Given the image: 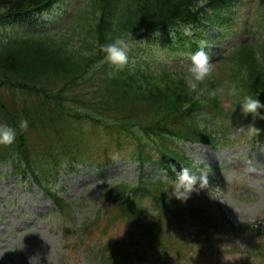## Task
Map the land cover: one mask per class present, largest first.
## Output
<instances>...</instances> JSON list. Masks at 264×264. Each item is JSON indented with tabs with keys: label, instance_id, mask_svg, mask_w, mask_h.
<instances>
[{
	"label": "trees",
	"instance_id": "obj_1",
	"mask_svg": "<svg viewBox=\"0 0 264 264\" xmlns=\"http://www.w3.org/2000/svg\"><path fill=\"white\" fill-rule=\"evenodd\" d=\"M60 1L0 0V121L17 131L14 144L0 145V164L11 162L7 175H19L53 198V230L62 231L65 247L78 248L83 260L71 262L67 256L57 264H174L185 252L229 237L233 232L217 219L211 202L194 199L193 193L186 201L176 198L172 181L112 182L93 205L84 196L66 201L50 184L78 165L103 169L117 159L138 161L141 169L152 163L175 179L179 163L191 167L193 162L180 142L233 145L246 134L231 136L232 124L254 123L260 132L250 138L264 133V118L245 116L228 96L195 97L181 74L182 62L205 40L206 24L223 29L234 14L252 9L242 33L234 34V46L215 54L206 45L217 62L209 84L239 81L246 93L264 101V0H71L58 29L3 32L7 18L43 14ZM189 23L192 33L184 34ZM126 31L137 39L128 63L94 68L104 55L99 44L109 33ZM225 34L219 30L215 38ZM24 118L26 130L19 127ZM145 176L143 170L140 178ZM78 205L91 207L79 226ZM121 225L130 240L110 235ZM261 239L254 240L249 254L264 263Z\"/></svg>",
	"mask_w": 264,
	"mask_h": 264
},
{
	"label": "rangeland",
	"instance_id": "obj_2",
	"mask_svg": "<svg viewBox=\"0 0 264 264\" xmlns=\"http://www.w3.org/2000/svg\"><path fill=\"white\" fill-rule=\"evenodd\" d=\"M183 145L190 156L206 163L208 168H202L204 175L211 172L221 181L214 196L219 197L221 208L229 218L255 222L264 230V136L221 152L199 144H180ZM6 172H11V166L3 163L0 165V264H57L67 256L72 257L71 262H81L79 249L65 247L62 231L55 232L54 221L45 218L52 209L49 198L39 188L32 187L29 191L19 175H7ZM139 172L138 162L119 160L102 171L78 167L77 172L68 176L61 174L56 189L66 188L62 196L67 200L84 196L93 205L105 190V181H136ZM90 208L76 207L77 226L89 214ZM126 234L127 229L121 225L110 235L124 237ZM98 236L96 232L90 242L94 244ZM223 247L232 250L219 252L212 247L209 255L194 254L191 263L262 264L252 258L244 243L228 241Z\"/></svg>",
	"mask_w": 264,
	"mask_h": 264
},
{
	"label": "clouds",
	"instance_id": "obj_3",
	"mask_svg": "<svg viewBox=\"0 0 264 264\" xmlns=\"http://www.w3.org/2000/svg\"><path fill=\"white\" fill-rule=\"evenodd\" d=\"M136 40L132 31L122 32L115 36L109 33L105 42L99 44V49L104 55L97 61L94 68H100L106 63L116 69L123 68L129 61V52ZM200 44L198 50L190 54V60L182 62L181 74L189 92L197 98H223L224 96L234 98L237 105H240V111L245 116L251 114L253 120L264 118V112H261V109H264V101L259 99V95L246 93L240 86L239 81L218 83L214 87L210 86L209 81L214 76L217 62L212 59V56L206 50V42L201 41ZM242 72L246 76L247 69L244 68ZM108 75L111 76L113 73L110 72ZM19 127L24 130L28 129V119H21ZM259 132L260 129L254 123L248 125L232 124L229 134L237 136ZM16 138V128L7 122L0 121V145H12L15 143ZM197 165L198 161L193 160L191 167H184L181 172L177 173L175 179H172L173 196L186 201L196 190L197 182H200L201 187H204L208 182L206 175L194 170ZM162 171L165 174L167 173V169H162Z\"/></svg>",
	"mask_w": 264,
	"mask_h": 264
}]
</instances>
